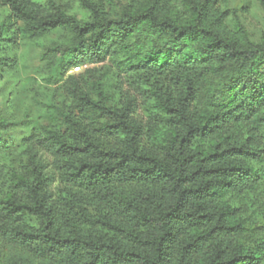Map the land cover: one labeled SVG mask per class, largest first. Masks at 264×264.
<instances>
[{
  "label": "clouds",
  "instance_id": "obj_1",
  "mask_svg": "<svg viewBox=\"0 0 264 264\" xmlns=\"http://www.w3.org/2000/svg\"><path fill=\"white\" fill-rule=\"evenodd\" d=\"M244 256L264 264V0H0V264Z\"/></svg>",
  "mask_w": 264,
  "mask_h": 264
},
{
  "label": "trees",
  "instance_id": "obj_2",
  "mask_svg": "<svg viewBox=\"0 0 264 264\" xmlns=\"http://www.w3.org/2000/svg\"><path fill=\"white\" fill-rule=\"evenodd\" d=\"M71 147V145H69ZM219 145H216V148L219 149ZM221 153L219 151H212L209 152L207 155L198 152V156H202V159L200 161L201 165H204L205 161L211 163H215L213 160L214 157L219 156ZM194 159V158H190ZM218 171V169L208 167V168H201L198 169L197 171L193 172L191 176H184L183 174L179 177L177 184H184V185H189L184 187L183 192H181V199L185 198V194H191L194 198L199 199L200 196L198 194L204 193L208 188L209 184L204 183L203 181L208 177L209 173H214ZM201 172H203V176L201 175ZM228 216V219L231 221L234 219L231 215L226 213ZM223 218V217H222ZM145 220L147 219L146 217L144 218ZM239 224H233L231 225V230H235L236 227H239ZM108 229L111 231L113 229H116V225H108ZM123 231V229H120ZM249 257L244 256V257H238L236 260L230 261L229 264H237V260H248Z\"/></svg>",
  "mask_w": 264,
  "mask_h": 264
},
{
  "label": "rangeland",
  "instance_id": "obj_3",
  "mask_svg": "<svg viewBox=\"0 0 264 264\" xmlns=\"http://www.w3.org/2000/svg\"><path fill=\"white\" fill-rule=\"evenodd\" d=\"M51 43H56V41L53 40V41H51Z\"/></svg>",
  "mask_w": 264,
  "mask_h": 264
}]
</instances>
